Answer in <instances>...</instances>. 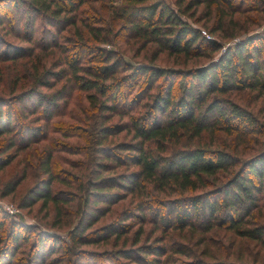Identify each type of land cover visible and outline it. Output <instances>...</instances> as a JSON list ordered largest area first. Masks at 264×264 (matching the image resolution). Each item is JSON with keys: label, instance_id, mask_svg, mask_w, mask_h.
I'll list each match as a JSON object with an SVG mask.
<instances>
[{"label": "rangeland", "instance_id": "rangeland-1", "mask_svg": "<svg viewBox=\"0 0 264 264\" xmlns=\"http://www.w3.org/2000/svg\"><path fill=\"white\" fill-rule=\"evenodd\" d=\"M166 1L175 11L183 10L185 13L181 14V17L184 20L200 28L202 35L208 40H217L222 48L211 51L212 47L206 43L199 52L202 55H178L168 51L159 52L155 44L143 45L141 40L130 32L118 34L122 23L118 19L113 20L111 13L123 4L124 1L121 0H87L82 5L83 10L79 16L83 18V23L79 22L78 27L69 26L63 32L62 29L49 26L47 20L42 17H37L34 27L31 24L30 28V24L27 25L30 18H24V12L17 10L13 14L0 4V18L5 20L0 24V54L15 48L28 51L24 57L6 59V55H3L0 58V98L13 110L15 125L24 124V128L33 129L32 134L36 130L40 132L34 141L23 149H8L9 134H0V163L11 159L6 165L0 164V222L4 223L0 229V250L9 242L13 230L21 231L23 237L11 264H26L27 256L34 251L41 234L56 235L62 239V243H54V248L48 247L52 241H46L47 263L56 256L57 264H79L73 255L76 247L71 241L70 233L82 221L84 226L88 224L85 222L88 219L84 221L85 203L89 195L88 182L94 180L97 167L95 162L100 158L97 157V131L104 119V109L99 105L94 106L90 101L89 95L96 93L95 90L81 89L67 66V72L62 71L65 66L62 65V56L72 53L75 48L73 45L77 44L74 36L76 28L90 39L91 44L113 52L116 57L110 54V63L122 60L133 66L149 64L175 70L205 66L218 59L219 55L236 41L264 30L262 7H259L261 10L249 9V0L244 3L236 0V5L243 3V7L241 11H234L232 14L229 8L223 10L221 6L216 8V5L211 7L209 13L205 5L187 10L189 0ZM224 11L227 14L224 15ZM99 17H103L105 22L94 23L95 18ZM221 17H224V26L219 31L217 28ZM85 24L100 26L98 28L102 29L104 41H96L93 38L96 36L94 33L89 35ZM68 35L70 37L65 38ZM73 56H76V53ZM93 58L90 52L86 51L82 61L76 63L83 66L102 64ZM79 74H83L84 78L90 77L84 72ZM122 74L123 71H119L118 75ZM30 89H36L45 95L63 90L64 95L56 103H48L47 113L46 108H36L35 99L20 100L22 93ZM98 96L99 101L103 100L101 95ZM146 96L141 98V105L136 107L132 104L136 107L132 112L121 101L122 116L114 115L110 122L123 124L132 114H142L145 111L143 104L148 100ZM220 98L238 104L252 116L254 125L252 124L246 136L236 137V132L213 129L214 131L203 132L200 137L191 141L181 137L179 141L171 140L162 147L150 144L148 148L157 155L169 156L191 146L218 147L236 156L241 163L257 155H264V91L237 89ZM106 113L111 114L110 111ZM95 121L97 124H94ZM129 141L131 135L123 131L109 137L104 144L113 146ZM47 160L49 172L46 171ZM239 168L240 164L230 167L212 180L209 179L207 187L194 190L183 191L174 186L161 187L144 182V192L137 189L133 192L125 191L123 199L108 204V207L102 208L100 212H94L96 217L91 218L94 223L87 233L101 230L102 227L121 219L120 215L126 209L133 214L129 221L131 230L119 239L112 236L105 241L78 246L77 250L94 253L84 264H137L124 257L117 258L115 252L123 249L136 252L137 248L149 246L160 248V252L163 250L164 254L144 257L140 253L141 257L145 258L142 260L143 264H264V201L252 210L250 215L245 216L241 223L242 228H262L263 235L260 239L240 235L236 229L230 228L229 222L224 219L220 225L213 226L210 230L205 228L201 219L187 221L191 224H176L175 221L172 223L170 216L171 220L174 219L173 214H167V209H164L166 205L175 204L189 207L191 195L217 189L220 184L229 181ZM133 169L135 167L122 165L114 171L105 172L104 175L125 173ZM49 174L54 178L50 188L51 194L58 195L65 201L45 200L34 193L40 189L43 181L50 178ZM12 182L14 185L10 186ZM150 196L152 205H144L142 211L135 209L136 205L140 207L145 198ZM150 205L152 207L147 211V206ZM8 207L14 208L15 211L11 212ZM154 208L160 209L162 215L159 217L166 216V222L156 221L158 215L155 217ZM10 241L12 244V240ZM151 258L156 259L152 261ZM99 259L101 261H98ZM52 261L55 264V260ZM28 264H31L30 260Z\"/></svg>", "mask_w": 264, "mask_h": 264}, {"label": "trees", "instance_id": "trees-1", "mask_svg": "<svg viewBox=\"0 0 264 264\" xmlns=\"http://www.w3.org/2000/svg\"><path fill=\"white\" fill-rule=\"evenodd\" d=\"M86 1L0 0V4L13 14L17 10L24 12V18H30L27 24H30V28L34 27L37 17H42L47 20L49 26L62 29L63 32L69 26L78 27L79 22L83 23V18L79 16ZM121 1H124L123 4L117 6L111 13L113 20L118 19L122 23L118 34L130 32L140 39L143 45L155 44L159 52L168 51L178 55H202L199 52L206 43L212 47L211 51L222 48L217 40H208L202 35L200 28L184 20L181 14L185 12L175 11L166 0ZM239 1L244 3L246 0ZM248 2L251 6L249 9L261 10L259 7H262L264 12V0ZM243 3L236 5V0H189L187 10L205 5L210 13L211 7L216 5V8L221 6L223 10L229 8L232 14L234 11H241ZM95 19L94 23L105 22L103 17ZM4 22L5 20L0 18V24ZM223 26L224 17H221L217 29L221 31ZM84 27L89 35L93 33L96 35L93 36L96 41H104L102 29L98 28L100 26L85 24ZM74 36L77 44L73 45L75 48L72 53L62 56V65H65L62 71L67 72V66L75 83L81 89L95 90L96 93L89 95L90 101L94 106L99 105L104 109V119L97 131L99 141L97 157L100 158L95 162L96 176L94 180L88 182L89 195L85 203L84 221L88 219L85 221L88 224L84 226L82 221L70 233L71 241L76 247L73 255L76 256L78 263L84 264V261L94 254L88 250H77L78 246L105 241L112 236L119 239L131 230L129 221L133 214L126 209L122 211L121 219L102 227L101 230L87 233L88 228L94 223L91 218L96 217L95 213L108 207V204L123 199L125 191L133 192L137 189L144 192L145 184L148 182L161 187L174 186L183 191L207 187L209 179L212 180L224 170L239 164L240 168L235 175L229 181L220 184L217 189L191 195L189 207L175 204L166 205L164 209H167V214H173L174 219L171 220L170 216L172 223L175 221L176 224H191L187 221L201 219L205 228L210 230L213 226L220 225L224 219L229 222L230 228L236 229L240 235L260 239L263 235L262 228H242L241 223L245 216L250 215L252 210L258 208L264 201V155H257L241 163L236 156L218 147L191 146L169 156L157 155L148 147L150 144L162 147L171 140L179 141L181 137L191 141L200 137L203 132L214 131L213 129H221L228 133L236 132V137L247 135L254 125L252 116L238 104L220 97L237 89L264 91V30L236 41L233 46L223 51L218 59L205 66L189 70L158 68L149 64L133 66L122 60L110 63V54L116 57L112 51L91 44L90 39L79 28L75 29ZM67 37L70 36L65 38ZM86 51L90 52L94 61H100L102 64L85 66L77 64L76 62L82 61ZM25 53L28 51L23 48L8 49L0 54V58L6 55V59H15L24 57ZM75 53L76 56H73ZM119 71H123L121 76L118 75ZM81 72L90 77L84 78L83 74H79ZM97 93L101 95L103 102L99 101ZM63 95V90L45 95L41 91L30 89L22 93L20 100L35 99L36 108L42 107L45 110L48 103H56ZM145 95L148 100L143 104L145 111L142 114H132L123 124L110 122L114 115L122 116L121 101L132 112L142 104L141 98ZM133 103L136 107L132 106ZM106 111H110L111 114H107ZM46 112H49V108H46ZM13 114V110L0 98V134H9L8 149H23L29 146L40 132L36 130L34 135L33 129L24 128V124L15 125ZM94 124H97V121ZM123 131L131 135V141L113 146L104 144L109 137ZM10 162L11 159H6L0 164L6 165ZM48 163L49 160L46 162L47 172L50 171ZM122 165L133 166L135 169L125 173L104 175L105 172L114 171ZM49 175L50 178L43 181L40 189L34 193L45 200L65 201L58 195L51 194L50 188L54 178ZM12 185L14 182L10 183V186ZM150 198L151 196L146 197L144 203L140 207L136 205L135 209L142 211L144 205L151 204ZM151 205L147 206V211ZM154 213L155 217L158 215L157 222L162 220L166 222V216L159 217L162 215L160 209L154 208ZM103 214L104 212L101 216ZM3 226L4 223L0 222V229ZM21 233L19 230L12 231L9 245L7 243L0 250V264L12 263L20 246L19 242L23 238ZM46 241H52L49 248H54V243H62V239L56 235L41 234L34 251L27 256L26 264L28 260L31 264L47 263ZM140 253L144 257L164 254L163 250L160 252V248L152 246L137 248L136 252L132 249L115 252L117 258L124 257L137 264H143L142 260L145 258H142ZM55 258L56 256L47 264H54L52 260L57 264L58 259ZM154 259L156 258H151L152 261Z\"/></svg>", "mask_w": 264, "mask_h": 264}, {"label": "built area", "instance_id": "built-area-1", "mask_svg": "<svg viewBox=\"0 0 264 264\" xmlns=\"http://www.w3.org/2000/svg\"><path fill=\"white\" fill-rule=\"evenodd\" d=\"M203 33L206 34L205 31H203ZM8 210H10L11 212H14L15 211V209L14 208H11V207H8Z\"/></svg>", "mask_w": 264, "mask_h": 264}]
</instances>
